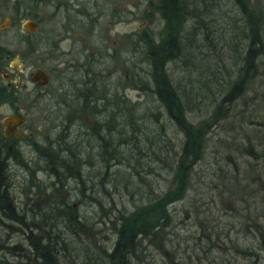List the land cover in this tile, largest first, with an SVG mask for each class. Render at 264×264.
Returning <instances> with one entry per match:
<instances>
[{"label": "trees", "instance_id": "obj_1", "mask_svg": "<svg viewBox=\"0 0 264 264\" xmlns=\"http://www.w3.org/2000/svg\"><path fill=\"white\" fill-rule=\"evenodd\" d=\"M192 1L151 0L149 6L165 22L160 41L147 32L136 35L135 56L149 63L151 75L148 84L137 86L156 94L165 121L110 84L100 108L101 131L88 142L68 146L70 163L54 157L61 161L59 176L48 172L62 185H40L31 168L22 191L31 195L18 202L19 184L11 190V177L0 166V222L22 232L29 245L0 244V264H160L155 253L162 255V264H242L240 259L264 264V119L257 120L258 111L247 98L264 65V11L252 9L249 0H237L246 22L238 76L227 81L206 117L195 124L188 113L195 97L211 87L208 82L196 89L176 83L168 69L185 49L187 22L200 12L191 8ZM232 118L239 127L215 139L216 129ZM169 125L182 136L172 137ZM143 139L150 161L148 181L140 179L148 185V201L129 214H102L105 225L100 227L104 223L80 212L82 204L103 206L104 199L98 201L88 190H104L103 173L107 176L117 161H124L121 147L139 146ZM88 164L96 175L87 172ZM125 173L129 183L132 173ZM79 191L82 198L74 196ZM108 225L111 237L105 236Z\"/></svg>", "mask_w": 264, "mask_h": 264}, {"label": "flooded vegetation", "instance_id": "obj_2", "mask_svg": "<svg viewBox=\"0 0 264 264\" xmlns=\"http://www.w3.org/2000/svg\"><path fill=\"white\" fill-rule=\"evenodd\" d=\"M121 2L0 0V166L8 177L35 168L40 185H62L39 172L57 174L59 159H71V143L101 131L105 87L119 73L120 60L136 55L135 30L123 33V48L114 32L123 24L122 11L131 15L129 22L135 17L132 9L121 11ZM41 71L45 84L37 77Z\"/></svg>", "mask_w": 264, "mask_h": 264}, {"label": "rangeland", "instance_id": "obj_3", "mask_svg": "<svg viewBox=\"0 0 264 264\" xmlns=\"http://www.w3.org/2000/svg\"><path fill=\"white\" fill-rule=\"evenodd\" d=\"M150 1L151 0H122L120 4L121 11L123 9H132L135 12V17H132V21L130 22L127 18L131 17V15H129L126 10H124L125 12L122 11L120 14L125 22L123 21V24L117 27L114 32L120 33L121 39L119 42L122 48L126 46L124 40L126 37L123 33L132 30H135L137 36L144 35L147 32L156 43L160 41L165 22L161 19L157 11L149 6ZM192 2L191 8H197L196 12L200 9V12H198V15L195 14L196 17L192 16L187 22L186 30L184 31L186 38H184L183 41L185 49L177 59L169 63L168 69L170 77L174 82L182 83L184 86H188V88L195 86L196 89V87L199 88L203 82L209 83L211 90L204 93L203 96H199L198 98L196 96L194 100L195 104H193L194 106H192L191 111L188 113V118L193 123L197 124L206 117L207 108L216 100V97H219V90L226 85L230 78L234 80L238 76V70L241 66L240 53L243 49L241 39L246 33V22L238 7L237 0H195ZM249 3L252 9L256 7L257 11H264V0H249ZM113 38L116 39V35H114ZM119 66V73L115 78L109 80L111 81L110 84L116 88L119 85V91L127 93L132 97L133 101L140 102L143 110L153 111L159 115V121H165L166 116L164 114L162 117L161 111L163 113L165 112L164 109L159 111L160 106L156 94L150 90L145 91L138 87L142 86V82L148 84V82L151 81L149 63L142 58L141 54H137L134 60H127L125 62L121 59ZM259 72L260 74L256 81L252 83L247 93V98L250 103V108L257 109V120L261 122L264 119V65L261 66ZM134 77L135 81H132L131 78L134 79ZM108 82L105 80V84L109 85ZM243 104V100L241 99L238 102V107L240 109L243 108ZM31 116L33 115L31 114ZM232 121L233 118L227 122L223 121L221 127L219 126L220 128L218 127L214 132L215 139L221 137L222 134L226 132L231 133V129L233 130L236 129L235 127H239V123H232ZM40 126H42V128L44 127L43 129L46 127L43 125ZM155 127V130L159 129L158 126ZM168 129L172 137L177 138V136H182L176 127L169 125ZM38 134L43 135L44 132L39 131ZM148 145V142L144 140L141 141L139 146H136V144H132L131 146L124 145V150H122L121 147L119 157L124 161L122 160V164H120L121 160L120 162L117 161L118 164L112 166L111 172H109L107 176L106 173H103L102 176H105L103 184L104 190L98 191L95 189L93 192L88 190V194L93 195L98 201L104 199L103 206L94 205L92 203L82 204L83 206L81 205L80 212L94 217L93 219H95V221L104 223L100 225L101 227L105 225V222L102 219L100 220L103 216L102 214L110 213V215H115L117 217L122 213L129 214L133 212L137 206L139 207L145 204L148 201V185L140 178L143 176L144 179L148 181V160L150 161V158H148ZM212 151H214L213 148H208V152ZM121 152L124 154L121 155ZM149 152L152 151L150 150ZM126 157H130L131 162L126 160ZM224 161L225 160H223V163ZM91 168L92 167L88 164L86 168L87 172H92L93 169ZM125 172L132 173L129 183L125 179V175L122 176ZM137 172L140 174L137 175ZM91 174L96 175V172H92ZM12 175L10 179L11 184H19V186H17L19 192L15 193L18 197L17 200H19V202L26 201L25 196L28 194L25 195L22 191L27 187L28 183L25 179L30 177L29 174L25 170L20 169L17 172H13ZM38 175L42 177V179L45 178L47 182L56 180L55 176L52 177V175L46 174L45 172H39ZM70 184L72 187H75L73 180ZM30 195L31 194L28 196L30 197ZM33 195L32 197L36 199L34 193ZM77 195L74 196L82 198L80 191ZM36 207L37 206H35V208ZM92 217L89 218L92 220ZM7 223L9 224L11 222L8 221ZM109 226L111 227V225L106 226L107 232L105 236L108 234L111 237L114 231L109 232ZM14 230V228L9 229V227L1 221L0 244L5 243L11 246L22 244L23 246H29L25 242L24 234ZM144 255H146V252ZM7 257L10 260H15L11 255ZM155 257L160 264H162V255L155 253ZM81 258L78 259V263H82ZM240 261L242 264H246L242 259H240Z\"/></svg>", "mask_w": 264, "mask_h": 264}, {"label": "water", "instance_id": "obj_4", "mask_svg": "<svg viewBox=\"0 0 264 264\" xmlns=\"http://www.w3.org/2000/svg\"><path fill=\"white\" fill-rule=\"evenodd\" d=\"M30 30H33V28L29 27V24L26 25ZM38 78H40V84H45L48 80L47 76L41 71L37 74Z\"/></svg>", "mask_w": 264, "mask_h": 264}]
</instances>
